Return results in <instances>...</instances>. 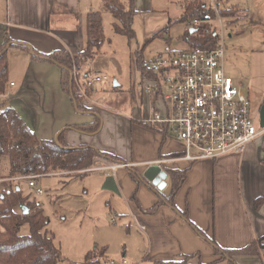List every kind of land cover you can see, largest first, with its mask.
I'll use <instances>...</instances> for the list:
<instances>
[{
  "label": "crops",
  "instance_id": "0c3cea01",
  "mask_svg": "<svg viewBox=\"0 0 264 264\" xmlns=\"http://www.w3.org/2000/svg\"><path fill=\"white\" fill-rule=\"evenodd\" d=\"M201 1L205 6L209 2ZM213 1L219 8L238 10L236 17H222L229 23L236 24L244 16L251 25L264 28V0H245L244 7L230 0ZM98 6L93 0L0 1V47L9 39L5 46L8 82L0 98L8 97L9 105L39 138L60 137L69 147L89 145L113 156L100 154L78 176L85 179L86 196L103 197L104 208L94 212L104 215L110 209L116 216L111 223L127 239L118 264H153L185 255H191L193 264H264L259 255L226 254L264 235V127L259 125L258 135L241 154L189 160L183 158L184 145L165 123H149L153 109L160 110L162 102L141 90L144 76L135 66L122 83L115 79L117 85L112 87V82L110 89L94 82L91 93L83 97L93 110L81 111L61 86V66L36 54L61 49L73 55L82 50L86 15ZM255 7L258 15L253 14ZM145 10L142 23L141 16H133L135 51H143L152 32L170 22L163 13L149 20L153 9ZM259 43L250 48L256 55L252 63L239 71L224 69L250 103L258 104V110L264 102V32ZM16 61L20 69L12 77ZM91 64L82 66V72ZM94 118L100 121L94 131L73 126L92 123ZM112 164L118 166L98 168ZM150 165H159L166 173L160 187L143 176ZM168 170L184 172L173 192ZM97 245L108 254V241L102 239Z\"/></svg>",
  "mask_w": 264,
  "mask_h": 264
},
{
  "label": "trees",
  "instance_id": "16d2710c",
  "mask_svg": "<svg viewBox=\"0 0 264 264\" xmlns=\"http://www.w3.org/2000/svg\"><path fill=\"white\" fill-rule=\"evenodd\" d=\"M101 9L90 10L86 15V42L82 50L71 55L67 50L57 49L48 53H36L42 59L57 63L61 66V86L71 93V97L78 110H93L87 106L83 97H78L79 87L85 94H90L93 84L90 83L89 70L82 72V66L91 61L104 42L102 10L109 11L114 21L112 27L115 33L126 35L133 39L135 32L132 27L133 10L120 0H101ZM183 12L180 21L188 23L185 30L183 49L215 48L219 43V35L214 30H208L204 20L216 17V12L209 5L205 6L201 0H184ZM238 10L220 8L221 17H236ZM198 19L200 22L190 25L189 22ZM193 28V30H190ZM5 43L0 47V96L4 95L8 82V62ZM28 49L26 45H21ZM143 49V48H142ZM135 53L134 66L145 78L152 77L149 65L143 51ZM35 59H38L33 55ZM85 73H87L85 75ZM114 87V86H112ZM100 121L94 118L89 124L73 125L85 131H94ZM113 158L108 152L97 150L89 145L67 146L60 137L57 140L39 138L19 116L16 110L7 106L0 108V156L8 157V177L16 175L74 173L81 172L92 166L94 159L99 155ZM172 179V192L184 179L183 171L168 170ZM5 185V180L1 181ZM16 184V185H15ZM23 205L28 209L23 212ZM47 218L42 207L26 196L22 195L21 187L14 183L8 188L0 190V264H61L63 258L59 249L53 243L51 236L42 231ZM27 223L30 227L28 234H20L18 227ZM264 235L253 238L247 245L226 252L233 257L236 254L259 255L264 262ZM104 248L95 247L85 255V264H102L108 261ZM191 255L181 259L155 260L153 264H193ZM201 264V263H200Z\"/></svg>",
  "mask_w": 264,
  "mask_h": 264
},
{
  "label": "rangeland",
  "instance_id": "374dc122",
  "mask_svg": "<svg viewBox=\"0 0 264 264\" xmlns=\"http://www.w3.org/2000/svg\"><path fill=\"white\" fill-rule=\"evenodd\" d=\"M0 1L3 2L4 0ZM99 1L93 0V3L96 4V7L99 4L98 9H101ZM120 1L133 10L134 16L145 14V9H153L150 11L149 20L158 19L160 13L168 15L170 22L166 25L167 27L163 26L154 30L149 38V43L144 45L143 56L146 60H151L156 53L163 50L166 44L175 49L186 47L183 36L189 25L179 19L184 10L182 7L184 0ZM230 1L244 7L243 2L245 3V0ZM257 13L256 8L253 14L258 15ZM54 18L55 15L52 16V21ZM141 18L142 16L139 20ZM142 20H140L141 23ZM102 21L105 39L95 57L90 61L92 64L88 70L92 74L107 75L108 81L96 82V84H105L110 89L113 79L122 83L130 69L134 67L137 51H135L136 34L133 39H129L126 35L115 33L112 27L114 18L109 11L102 10ZM247 21L242 16L236 24L229 23L224 18L221 19V22H212L211 28L219 35V42L223 45L225 70L239 71L242 65L252 63L256 56L250 48L258 47L264 28L261 25H251ZM141 31H143L142 26ZM13 66L15 69L12 71V77H15L16 74L13 73L20 69V63L16 61ZM7 106H10L8 97L0 98V108ZM258 107V104L250 103L252 113L257 116ZM256 124L259 127V116ZM8 171V157L0 156V179H5L6 182L4 185L0 180V190L17 183L8 179L10 178ZM84 180L81 176H65L61 175L60 172L38 176L36 182L42 190L40 195H37L26 181H19L18 185L21 187L23 196L35 201L42 207L47 218L42 231L52 237L53 243L59 249L63 258L61 264H85V255L98 243H101L102 239L109 243L108 256H106L110 260L120 261L123 243L127 239L121 229L111 223V219L114 217L116 219V216L109 211L110 209L107 208V213L104 215H98L94 212V209L104 208L103 197L95 194L91 197L86 196L83 192ZM29 230L30 227L27 223L18 227L20 234H28ZM98 247L101 248V246ZM102 264L107 263L103 261Z\"/></svg>",
  "mask_w": 264,
  "mask_h": 264
},
{
  "label": "built area",
  "instance_id": "2783aa9c",
  "mask_svg": "<svg viewBox=\"0 0 264 264\" xmlns=\"http://www.w3.org/2000/svg\"><path fill=\"white\" fill-rule=\"evenodd\" d=\"M208 4L216 17L204 20L208 30L212 22H221L220 8ZM184 8V3L182 4ZM198 19L189 22L199 23ZM223 45L215 48L175 49L166 44L150 60L152 77L143 78L140 88L162 102L153 109L149 123L162 122L185 147L183 158H215L226 153L241 154L258 135V116L250 109V100L225 75ZM90 83L108 81L107 75H93ZM78 97H84L79 87ZM122 164V163H119ZM118 164L98 166L114 169ZM35 175H16L10 181H26L37 195L42 193ZM1 181L3 179H0ZM5 180V179H4ZM126 262L125 259L122 260ZM108 264H118L109 260Z\"/></svg>",
  "mask_w": 264,
  "mask_h": 264
},
{
  "label": "water",
  "instance_id": "95a60500",
  "mask_svg": "<svg viewBox=\"0 0 264 264\" xmlns=\"http://www.w3.org/2000/svg\"><path fill=\"white\" fill-rule=\"evenodd\" d=\"M190 30H193L191 28ZM117 82L114 79L113 80V86H116ZM258 116H259V124L260 126L264 127V102L261 104L259 110H258ZM166 173L161 170L159 165H150L148 166L145 171L143 172V176L151 182L153 185L160 187L162 185V180L164 179ZM28 209L25 205H23V212H27Z\"/></svg>",
  "mask_w": 264,
  "mask_h": 264
}]
</instances>
